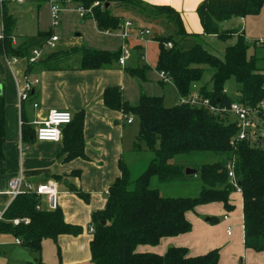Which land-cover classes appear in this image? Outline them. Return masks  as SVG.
<instances>
[{
    "label": "trees",
    "instance_id": "obj_1",
    "mask_svg": "<svg viewBox=\"0 0 264 264\" xmlns=\"http://www.w3.org/2000/svg\"><path fill=\"white\" fill-rule=\"evenodd\" d=\"M72 1L85 8L100 4L93 11L101 32L117 33L125 14L160 23L167 34L154 37L160 47L157 70L168 76L179 97H189L193 87L202 82L207 66L213 71L212 88L202 87L201 97L221 107H230L237 102L256 108L264 103V70L258 67L256 57L249 54L250 43L240 28L227 31L221 28V24L233 19L260 15L264 0H205L198 7L202 36H216L222 42L237 40L226 49L223 60L211 54L202 41L189 48L174 41L176 38L201 40V36L188 34L180 13L171 6H148L139 0ZM60 2L65 4L67 0ZM2 22V54L27 59L31 40L24 39L20 47L13 45L17 23L8 14L5 0L2 1ZM51 34V31L39 33L43 46ZM168 43L172 48L166 47ZM76 54L80 56L79 68L82 70L102 69L118 62L121 55L83 48L81 51L54 53L42 60L41 65L49 71L62 70L68 68L64 67L65 64ZM145 69L128 72L144 81ZM231 79L241 86L240 95L235 99L224 93L226 83ZM103 101L108 109L139 120L134 151L143 144L152 159L147 170L135 181L131 179L129 168L121 162V178L109 188L105 209L92 216L94 233L90 252L94 264H219V250L192 257L186 248L173 247L165 255L140 253L138 248L155 247L163 239L191 233L193 226L187 215L196 212L200 206L222 204L227 212L233 211L235 207L230 203V196L236 190L228 179L227 165L230 162H235L236 181L242 192L245 249L264 252V136H258L256 141L235 143L239 131L236 122L189 105L166 106L164 98L159 96L142 94L139 104L132 106L124 100L121 89L108 88ZM259 116L261 132H264V110ZM84 125L85 113L81 112L63 129L65 161L86 158ZM5 129V104L0 100V160L4 159ZM22 137L24 141L33 137V130L25 123ZM195 153H210L221 160L195 167L197 175L186 176L190 167L173 161ZM73 174L81 175L80 172ZM154 178L160 183L188 182L196 178L202 183V189L196 197H166L152 187ZM53 179L62 180L60 177ZM68 188L89 202V196L75 185L70 184ZM40 203L41 198L36 194L23 193L11 203L4 213V220L0 221V233L20 240V247L35 255L34 264H43L39 255L45 240L56 242L59 236L76 237L84 231L80 226L67 223L60 208L41 211L38 209ZM16 219H28L29 224L15 226L12 221ZM102 222L106 224L102 225Z\"/></svg>",
    "mask_w": 264,
    "mask_h": 264
},
{
    "label": "crops",
    "instance_id": "obj_2",
    "mask_svg": "<svg viewBox=\"0 0 264 264\" xmlns=\"http://www.w3.org/2000/svg\"><path fill=\"white\" fill-rule=\"evenodd\" d=\"M139 1L148 6L166 5L173 7L180 13L187 33L201 36V40L194 38L196 43L197 41L206 43L204 39L209 38L217 39L216 36H202L203 28L197 10L205 0ZM17 3L23 4L25 0L24 2L17 1ZM47 4L49 5L48 2ZM70 5L72 9H68ZM62 8V14L65 17L63 22H66L62 32L66 31L67 34L64 37L66 40L59 46L58 51L44 55L45 46H42L43 43L39 38L38 41L26 37L17 38V34L13 45L18 46L16 40H21V43L24 39L31 40L27 57L29 58L34 50L43 49L44 58L42 60L48 59L54 53L81 51L83 48L121 54L123 47H127L132 57L125 67H120L118 62H114L99 70H82L79 67H72L49 71L41 65L42 60H40V63L29 67L30 64L25 60L26 57L23 59L18 58L17 62L8 65L9 57L2 54L0 39V100L4 101L5 104L6 126L3 146L4 159L0 160V208L3 212H6L13 202L9 195L10 184L21 173L24 182L34 185L47 182L57 184L59 208L64 214L65 221L82 227L84 231L76 237L70 235L59 236L56 242L45 240L39 255L40 261L43 264H94L90 252L93 235L89 231L92 226V216L94 213L105 209L109 188L121 178L120 164L125 162L128 154H134V144L137 142L139 135V130L130 127L135 122L126 126L123 119L124 115L121 112L110 110L104 105L103 95L105 90L108 88L121 89L124 100L132 106L139 104L142 94L159 96L166 100L165 91L169 88L175 94V104L171 106H176L179 95L172 82L164 83L161 81L160 72L157 70L160 47L159 43L154 41V37L157 34H167L160 23L148 22L139 15L125 14L123 20L132 22L134 28L128 32L130 37L124 39L117 33L107 34L101 32L94 20H81L75 11L77 4L72 0H67L65 4L62 3ZM0 14L1 36L4 27L2 13ZM74 16L77 17L74 18ZM69 17L74 19L71 26ZM252 17L254 19L250 17L249 19H233L221 24V28L222 30L241 28L248 42L259 39L258 45L264 46V8L260 15ZM152 28L154 34L150 30ZM60 29L61 25L57 30ZM50 31L55 35L54 29ZM144 31H149L150 34L146 35ZM176 39L187 48L193 44L192 38ZM234 40L236 43L237 40ZM60 42L61 38L59 37L57 43ZM57 43L53 49H56ZM253 55L257 60L263 59L258 58L256 53ZM142 68H146L144 81L132 77L128 72ZM27 71H30V73L27 74ZM26 78L40 81L39 85L34 87L27 110L24 106H19L17 93V83L22 84ZM202 87H204V84L200 82L196 85V91L200 92ZM227 94L229 95L228 92ZM165 103L167 102L165 101ZM35 104L37 108L34 107ZM52 111L70 112L73 116L81 112L85 113V159L65 161L63 137L57 143L36 141L37 124L43 122ZM23 123L33 130V137L25 141L22 137ZM128 168L131 169L130 165ZM75 172H80L81 175L78 177L73 174ZM54 177H60L62 180L58 182L53 179ZM70 184L75 185L87 194L89 202H85L72 193L68 188ZM240 195L242 230L239 234H235L234 229L231 227L234 224L232 217L224 216L225 222L221 227V233H218L212 225H209L212 219L207 218L204 221L200 218V214L206 217V215H212V210H216L214 206L217 204H210L198 207L197 212L188 213L187 219L193 226L191 233L163 239L155 247L140 246L138 252L165 255L169 249L175 247L186 248L190 256L198 257L219 247H229V253H221L219 264H239L236 261L239 259L240 264H245L242 257L252 251L244 248L243 253L238 250L239 243L241 247L244 246L243 199L242 194ZM41 205L44 209H47L48 201L46 197L41 199ZM202 209L203 212L200 211ZM16 241L11 235L0 233V264H26L13 262L10 259L13 251L20 247ZM171 245L172 247L169 248ZM242 254L244 255L242 256ZM30 255L33 259L35 258V255Z\"/></svg>",
    "mask_w": 264,
    "mask_h": 264
},
{
    "label": "rangeland",
    "instance_id": "obj_3",
    "mask_svg": "<svg viewBox=\"0 0 264 264\" xmlns=\"http://www.w3.org/2000/svg\"><path fill=\"white\" fill-rule=\"evenodd\" d=\"M6 2V10L8 11V14L12 16L16 20V27H15V35L17 34V38L26 37L28 39H36L38 41V35L39 33H48L52 28H54V22L51 14V7L47 4L44 0H25V3L19 4L17 3V0H5ZM68 9H72V6H68ZM0 13H2V2L0 0ZM261 14V13H260ZM77 16H74V18ZM64 14L61 15V29L57 30L54 29L55 36H58L61 38V42L57 43L56 49L45 47L44 49V55H48L49 53L56 52L59 50V46L66 40L64 39L65 34H67L66 31L62 32L63 26L65 27L66 22L64 23ZM253 18V17H250ZM70 19V26L72 25V22L74 19L72 17H69ZM140 19V18H139ZM249 19V17L247 18ZM254 19V18H253ZM0 27H1V14H0ZM60 27V26H59ZM58 27V28H59ZM241 29V28H240ZM46 30V31H44ZM152 30V34H154V29ZM229 30V29H227ZM226 30V31H227ZM248 30V29H247ZM52 32V31H51ZM54 36V34H51V37ZM74 36V35H72ZM152 36V35H151ZM206 43L201 42V44H204L205 48L207 50L215 55L216 57L220 59H224L226 49L230 46H233L235 44V40H229L227 42H222L216 38H209L204 39ZM21 40H16L17 45L21 46ZM174 41L179 42L177 39ZM193 41V45L196 44L194 42V38L191 39ZM15 42V41H13ZM47 42V41H46ZM200 42V41H199ZM259 39H253V41H249L250 43V51L249 54L253 55L254 53L257 54L258 58H263L258 60V67L262 70H264V46H259ZM17 46V47H18ZM43 46V45H42ZM263 47V48H262ZM36 49V48H34ZM80 56L74 55L71 60H69L64 67L72 68V67H80ZM26 60V58H25ZM213 76V71L205 66V73L202 79V84H204L205 87L211 88V79ZM240 85L237 84V82L234 79H231L226 83L225 90L229 93V96L232 98H236L239 94ZM156 90H158L156 88ZM166 95V106H171L172 104H175V94L172 92L171 88L166 89L165 91ZM31 99V98H30ZM29 101L25 102L23 106L27 110V107L29 106ZM134 125L130 126L131 129L139 130V120L135 118ZM128 126V125H126ZM261 130V129H260ZM264 133V132H262ZM264 136V135H263ZM256 139V138H255ZM253 139L252 141H256ZM125 165L128 167L130 165V172H131V179L132 181L137 180V178L145 172L149 166L150 160L152 159L150 156L149 150L142 144H140L139 149L134 151V154L130 153L125 158ZM221 158L217 157L210 153H195L191 154L189 156H182L178 159L174 160L173 162L177 163H184L185 165L189 166V169H196L195 167H198L203 164L208 163H215L217 161H220ZM152 187L153 188H160L161 194L166 197H196L199 195L202 189V183L194 178L191 181L188 182H172V183H164L161 184L157 178H154L152 181ZM242 194V193H241ZM240 194L237 192H233L230 196V203L235 207L233 211L227 212L222 204H217L215 207L216 210H212V215H204L200 214V218L202 220H206L207 218L212 219V222H209V225H212V227L217 230L218 233H221L222 231V225L224 224V216L227 215L230 218L232 217V220L234 221L233 226H231L235 234H239L242 230L241 228V207H240ZM203 212V209L200 210ZM199 211V212H200ZM197 212V211H196ZM191 215V214H190ZM220 225V226H219ZM205 235V234H204ZM241 237V235H240ZM169 246V248H171ZM245 246L240 245L239 243V249L240 252L244 253ZM216 250L220 251V254L224 252V254L229 253L230 249L229 247H219L216 248ZM222 250V251H221ZM244 254H242L243 256ZM243 261L245 264H264V253H256V252H250L244 255ZM240 264V259L236 260Z\"/></svg>",
    "mask_w": 264,
    "mask_h": 264
},
{
    "label": "built area",
    "instance_id": "obj_4",
    "mask_svg": "<svg viewBox=\"0 0 264 264\" xmlns=\"http://www.w3.org/2000/svg\"><path fill=\"white\" fill-rule=\"evenodd\" d=\"M3 0H1L2 2ZM18 2H24V0H17ZM49 3L51 7V14L54 22V28L57 29L61 24V14L63 12L62 3L60 0H45ZM71 1V0H68ZM99 3H95L91 8H85L82 5H77L76 13L81 20L91 19L95 21V15L93 9L99 7ZM134 28V24L130 21L122 20L121 25L117 31L124 39H128L130 37L129 30ZM105 33H116L106 31ZM146 35H149V31H144ZM142 32V34H144ZM4 37L3 33L0 36L2 40ZM59 41L58 36L50 37L47 42L45 43V47L48 48H55L56 43ZM167 48H172V44H166ZM132 57L130 50L127 47H123L120 58L118 60V65L120 67H125L126 63ZM44 58L43 49L34 50L31 53V56L27 58V63L30 65H35L40 60ZM18 58H8V65H11L13 62H17ZM161 81L164 83H171L172 81L168 78V76L160 72ZM40 81L38 79L29 80L28 78L22 84L17 83V93H18V104L20 107L23 104L30 100V94L33 92L34 87L39 85ZM224 93H227L225 90ZM177 105H189L199 109H205L209 113L213 114L214 116H221L222 118H229L230 120L234 121L238 125V133L235 139V143L250 141L258 136H263L264 134L261 132V119L259 113L261 110H264V103H261L256 108H251L249 106L242 105L240 103H233L230 107H221L218 105H214L211 103L209 99H205L200 96L199 91H196V86L193 87L192 93L187 98L179 97ZM37 108V105H34ZM73 115L70 112H59V111H52L49 113L48 117L41 123H38V128L36 129L35 139L37 142H49V143H57L62 140L63 137V129L70 125L73 121ZM134 116H126L124 115V122L126 125H132L134 122ZM233 143V145H235ZM235 169V162H230L227 165V173L228 179L230 184L235 188L236 192L241 194L240 187L236 181V175L234 172ZM34 193L41 199L43 197L47 198L48 207L44 209L41 203L39 204L38 209L48 210V211H55L59 208V192L57 184L52 182L43 183L40 185H34L32 183L24 182L22 173L19 177L13 179L10 184L9 195L11 199L14 201L18 196L22 195L23 193ZM4 213L0 208V221L4 220ZM13 225L17 226L21 223L26 225L29 224L28 219H16L12 221ZM90 233H94V228L91 227L89 229ZM16 243L18 245L21 244L20 240H17Z\"/></svg>",
    "mask_w": 264,
    "mask_h": 264
},
{
    "label": "water",
    "instance_id": "obj_5",
    "mask_svg": "<svg viewBox=\"0 0 264 264\" xmlns=\"http://www.w3.org/2000/svg\"><path fill=\"white\" fill-rule=\"evenodd\" d=\"M108 7V5H107ZM106 7V8H107ZM154 132V130H152ZM197 175V171L196 170H192V169H187L186 170V176H196ZM106 222H102V225H105ZM13 262H22V263H26V264H34L35 260L31 257V255L29 254V252L25 251L24 249L17 247L10 258Z\"/></svg>",
    "mask_w": 264,
    "mask_h": 264
}]
</instances>
